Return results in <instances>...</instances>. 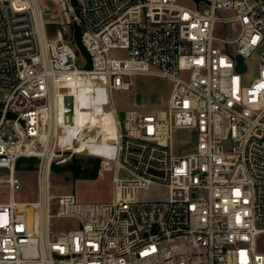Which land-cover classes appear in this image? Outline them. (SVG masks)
<instances>
[{
  "label": "built area",
  "instance_id": "built-area-1",
  "mask_svg": "<svg viewBox=\"0 0 264 264\" xmlns=\"http://www.w3.org/2000/svg\"><path fill=\"white\" fill-rule=\"evenodd\" d=\"M194 2L0 0V264H264V53L244 80L264 41V0ZM50 9L81 31L83 67L61 29L50 37ZM135 75L171 81L168 106L121 119L113 95ZM68 96L74 110L113 113L115 137L88 119L72 135ZM178 129L197 133L184 155ZM66 152L113 173L110 201L53 194ZM31 157L36 198L18 201L17 164ZM53 217L77 227L54 236Z\"/></svg>",
  "mask_w": 264,
  "mask_h": 264
},
{
  "label": "rangeland",
  "instance_id": "rangeland-1",
  "mask_svg": "<svg viewBox=\"0 0 264 264\" xmlns=\"http://www.w3.org/2000/svg\"><path fill=\"white\" fill-rule=\"evenodd\" d=\"M178 3L182 6L189 8L195 7L194 0H178ZM43 20L49 26L48 31L50 37L54 38L56 32L61 29L64 33L65 41H70L73 46L78 50L79 45V29L73 25H62L61 15L57 10H48L43 13ZM232 34V33H231ZM235 34V33H233ZM232 34V35H233ZM264 53V41L258 50L255 57L248 60L249 69L244 75L245 83L248 84L255 77L256 69L255 63L258 60V54ZM117 54V52H115ZM79 56L81 57L77 61V65L83 67V57L86 54L80 47ZM87 66V65H86ZM133 85L129 90H118L114 92L113 101L114 105L121 109H139L141 111H153L156 109L167 108L169 97L172 91L173 83L165 78L156 75H135L132 77ZM197 141V133L193 130L178 129L174 134V148L176 154L184 155L194 150V145ZM92 159H98L94 156L80 153L72 154L66 152L64 155L57 158V162L53 164L51 169V183L53 194L74 193L78 202H107L113 198V185L112 177L113 173L109 171H103L100 159L99 174L95 178L84 177L74 178L73 172L67 169L68 164L77 162L84 166H93L90 161ZM21 169L19 177L23 181V188L15 195V200L27 201L35 199L36 192V178L37 168L39 161L35 164V169L29 170L27 160L21 158L18 163ZM2 177L7 178V172L5 169L1 171ZM122 177L127 176L125 171H121ZM3 200L7 201L10 196V190L7 185H2ZM51 231L55 236L60 232L67 231L71 228L77 227V222L69 218L53 217L51 219Z\"/></svg>",
  "mask_w": 264,
  "mask_h": 264
},
{
  "label": "bare ground",
  "instance_id": "bare-ground-1",
  "mask_svg": "<svg viewBox=\"0 0 264 264\" xmlns=\"http://www.w3.org/2000/svg\"><path fill=\"white\" fill-rule=\"evenodd\" d=\"M73 85H80L81 89H83L86 86H89L90 83H85L83 81H75ZM82 98V95H80ZM101 110L97 109V112H99ZM96 113H88L84 110H82L78 105L75 108V110L73 109V115L72 117H70L71 120V124H70V132L72 135H75L77 133V131L80 129L81 126L84 125V122L86 121V119H88L93 125H98L99 127H101V129L105 132V137L104 139L106 140L107 138H114L115 137V133L117 130V126L115 123V118L113 116V113L109 112V111H105V113L103 115H98ZM90 117H86L85 115L87 114ZM62 141L65 139L64 136H62ZM87 143H81V145H79V149L82 150V147H86Z\"/></svg>",
  "mask_w": 264,
  "mask_h": 264
},
{
  "label": "trees",
  "instance_id": "trees-1",
  "mask_svg": "<svg viewBox=\"0 0 264 264\" xmlns=\"http://www.w3.org/2000/svg\"><path fill=\"white\" fill-rule=\"evenodd\" d=\"M79 34H80L79 45L77 44V47L79 50L81 47L83 52L87 56V53L81 44V31L80 30H79ZM90 66H91V63H90V61H88L87 67H90ZM24 159L27 160V162L29 164V166L27 167L29 170L35 169V164L38 161L37 158L31 157V158H24ZM20 160L18 161V163L20 162ZM90 161L93 163V166H84V165L78 164L77 162H74L72 164H68L66 168L70 169L73 172L74 178H80L81 176L95 178L99 174L100 162L98 159H92ZM17 167H18V169H21L19 164H17ZM52 168H53V166H52ZM18 174H19V172H18ZM35 198H36V192H35ZM31 200H34V199H30V201Z\"/></svg>",
  "mask_w": 264,
  "mask_h": 264
},
{
  "label": "water",
  "instance_id": "water-1",
  "mask_svg": "<svg viewBox=\"0 0 264 264\" xmlns=\"http://www.w3.org/2000/svg\"><path fill=\"white\" fill-rule=\"evenodd\" d=\"M237 59L239 62L237 70L239 72H245L247 67H246V64L244 63L243 57L238 55ZM66 105L68 106V108H70L69 115L72 117V115H73V98L71 96L66 97ZM119 114H120V118L124 119L125 110H120Z\"/></svg>",
  "mask_w": 264,
  "mask_h": 264
}]
</instances>
